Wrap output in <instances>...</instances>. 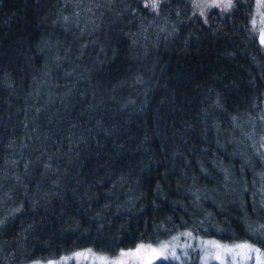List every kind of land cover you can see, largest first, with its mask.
Listing matches in <instances>:
<instances>
[{"label": "trees", "instance_id": "1", "mask_svg": "<svg viewBox=\"0 0 264 264\" xmlns=\"http://www.w3.org/2000/svg\"><path fill=\"white\" fill-rule=\"evenodd\" d=\"M253 5L0 0V264L184 228L264 249Z\"/></svg>", "mask_w": 264, "mask_h": 264}, {"label": "rangeland", "instance_id": "2", "mask_svg": "<svg viewBox=\"0 0 264 264\" xmlns=\"http://www.w3.org/2000/svg\"><path fill=\"white\" fill-rule=\"evenodd\" d=\"M156 1L144 0V3L154 4ZM191 1L201 14L208 7L228 9L232 4V0ZM73 17L76 16L68 20ZM252 21L264 47V0H254ZM260 201L264 203V186ZM165 236L155 241L139 240L111 253L81 246L57 256L32 258L14 264H152L159 259L165 260V264H264L263 247L249 238L221 239L187 228ZM260 239L264 241V233Z\"/></svg>", "mask_w": 264, "mask_h": 264}, {"label": "bare ground", "instance_id": "3", "mask_svg": "<svg viewBox=\"0 0 264 264\" xmlns=\"http://www.w3.org/2000/svg\"><path fill=\"white\" fill-rule=\"evenodd\" d=\"M174 233V232H173ZM166 237V236H165ZM162 239V238H161ZM160 240V239H159ZM88 247V246H87ZM121 249V248H120ZM102 251V250H101ZM111 253V252H110Z\"/></svg>", "mask_w": 264, "mask_h": 264}]
</instances>
